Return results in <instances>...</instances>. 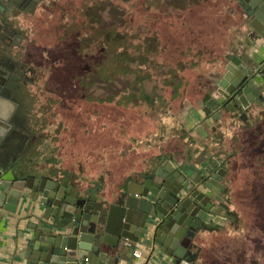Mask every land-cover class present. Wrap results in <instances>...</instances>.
<instances>
[{"label":"crops","instance_id":"crops-1","mask_svg":"<svg viewBox=\"0 0 264 264\" xmlns=\"http://www.w3.org/2000/svg\"><path fill=\"white\" fill-rule=\"evenodd\" d=\"M237 4L244 14L242 6L238 2ZM253 34L254 38L251 36ZM231 56H246L251 65V58L264 63V37L248 26L246 16L240 34L229 42V46L222 49L216 61L209 62V66L205 68L211 72L208 89L204 88L194 99L186 95L176 98L178 101L174 102L169 114L164 117L157 116V120L153 119L159 125L155 137L149 140L146 138L149 132L143 133L145 140L147 139V143H140L143 145H135L137 139H133V136L129 140L123 137V134H129L130 129L136 131L134 117L126 118L122 123V130H118L114 117L108 114L113 119L108 120L107 126L98 132L88 130L89 133L84 138L82 136L85 142L78 145V148L74 147L75 160L68 164L64 157L65 144H61L64 141L54 144L43 139L50 129L45 128L40 132L41 121L34 117L39 106H34L33 111L27 114L15 113L18 116L11 120L10 128L6 130L9 152L16 159V163H24L31 170L27 174L36 178L47 177L59 183L68 181V186L80 187L82 190L91 189L98 196V200L105 202L108 207L117 202L119 194L140 190L145 176L155 172L164 161L177 167L194 164L200 169L215 161L218 169L224 167L227 170L224 177L227 192H222L221 195L227 198L229 209L222 213L227 218L225 223H213L210 226L211 231L205 232L198 239L194 252L199 254V263L264 264V244L259 242L260 233L255 229L261 224L255 222L254 218L262 215L257 201L259 194L264 196L260 192L264 176L249 172L251 151L258 148L251 149L252 143H244L243 140L254 129L252 125L251 128L243 126L246 124L244 119L230 118L232 113H237L233 108L230 112L226 107L205 111L212 98L225 105L229 101L221 93L213 92V84L215 87L217 77L221 76L228 57ZM10 101H13L12 98L8 102H2L3 113H10L16 106L15 101L14 105ZM227 106H231V103ZM217 112L221 113L218 118ZM136 133L141 135L142 131ZM105 135L110 139L100 148L98 140H104L102 137ZM116 139L119 144H116ZM130 145H135L138 149L125 151ZM191 172L194 174L193 170ZM245 191L249 193L247 198L243 195ZM0 212L3 214L0 218V264H25L29 244L38 231L36 225L43 222L44 228H48L51 223L45 219L48 214L45 209L36 205L23 204H19L15 211L2 209ZM234 215L249 219L246 222L236 219L235 222ZM262 229L264 230V226ZM127 246L128 250H121L119 259L116 258L117 250H113L109 253L108 260H99L95 264H165L171 260L157 252L160 247L156 245L154 248L151 241H128ZM136 249L143 251L144 256L136 257L133 254ZM81 264L92 263L85 261Z\"/></svg>","mask_w":264,"mask_h":264},{"label":"rangeland","instance_id":"rangeland-1","mask_svg":"<svg viewBox=\"0 0 264 264\" xmlns=\"http://www.w3.org/2000/svg\"><path fill=\"white\" fill-rule=\"evenodd\" d=\"M181 1L183 0H51L49 11H41L34 16L33 30L29 27L33 38L30 51L31 60L39 66V76L34 88H39L38 95L40 102H43L38 105L34 117L41 121L40 132L45 128L50 129L43 139L54 144L64 141L61 144H65L64 157L68 164L75 160L74 147L78 148V145L85 142L82 136L84 138L91 129L98 132L106 127L112 117L118 130H122V123L126 118L134 117L135 129L142 131V134L137 135L136 131L130 129L129 134H123V137L129 140L133 136V139H137L135 145H143L147 143L143 133L149 132L146 137L149 140L155 137L159 125L154 120L161 116V112L146 100L126 103L121 96L123 91L113 96L123 85L122 81L91 83L82 78L84 54L88 52L92 57H100V37L106 34V31L101 34L103 31L94 24L95 40H89L87 48L80 50L82 45L78 37L88 38L92 34L85 29L91 18L84 16V7L91 8L90 14L95 19L100 16L108 17V26L104 30L116 21L118 29L134 43L143 41L147 36L158 38V49L154 56L156 70L153 71L156 78L151 84L148 82V92L171 99L172 89L165 86L164 80L167 78L162 77L163 73L167 74L171 70L178 74L176 81L182 82L179 96L186 95L194 99L204 88L208 89L211 72L205 68L209 66V62L216 61L222 49L240 34L245 15L238 8L237 0H186L189 3L182 9L179 8ZM150 85H154L155 89ZM125 90L128 94L131 92V89ZM109 95L113 98H109ZM177 101L175 99L174 102ZM260 124L261 128L257 132L243 140L244 143H252L251 149L258 148L256 152L251 151L249 172L264 176V123ZM102 139L104 140H98L100 148L106 145L110 137L105 135ZM151 142L153 143L152 139ZM135 145H130L125 151L136 148ZM260 192L264 193V184ZM243 195L247 198L249 193L245 191ZM257 206L262 215L254 217L255 222L261 224L255 229L260 233L259 242L264 244L263 195L259 194Z\"/></svg>","mask_w":264,"mask_h":264},{"label":"water","instance_id":"water-1","mask_svg":"<svg viewBox=\"0 0 264 264\" xmlns=\"http://www.w3.org/2000/svg\"><path fill=\"white\" fill-rule=\"evenodd\" d=\"M238 1L248 26L264 37V0ZM251 36L254 38V34ZM250 63L253 65L246 56H233L221 74L220 93L234 106L212 98L205 111L226 107L229 112L231 108L239 112L256 107L262 98L259 81L260 76L264 78V63L254 58ZM2 89L0 80V210L15 211L19 204L36 205L45 209V219L51 222L48 228L43 222L36 225L38 231L29 244L25 264H95L108 260L113 250H117L119 259L121 250H128V241H151L154 248L158 245L156 251L171 259L165 264H200L199 254L194 252L198 239L211 231L213 223L227 220L222 215L229 209L227 198L221 195L227 192L226 168L218 169L215 161L204 169L194 164L177 167L164 161L145 176L140 190L119 194L117 202L108 207L91 189L33 177L27 174L31 170L24 163H16L7 147L6 131L16 114L14 108L3 113L1 104L10 98ZM216 115L218 118L221 113ZM2 215L0 212V218Z\"/></svg>","mask_w":264,"mask_h":264},{"label":"trees","instance_id":"trees-1","mask_svg":"<svg viewBox=\"0 0 264 264\" xmlns=\"http://www.w3.org/2000/svg\"><path fill=\"white\" fill-rule=\"evenodd\" d=\"M186 3V0L181 1L179 8L182 9L186 7ZM84 11V16L91 18L90 22H87L85 28L88 31L84 30V32L86 31L90 32L89 34H92L88 38L78 37L79 42L82 45V49L80 50L83 51L87 48L89 40H91V42L95 40L96 37L93 34L95 29L94 24H97L100 30L103 31L101 34H104V31H106V34H104L103 37H100L99 35L101 38L99 43L101 51L98 55L100 57H92L88 52L84 54L83 59L85 63L81 69V72L83 73L82 78H85V81H91V83L95 81H108L113 83L122 81L124 82L123 85L118 88L116 92H114L113 96H117L119 95L118 93L123 91L124 93L121 96H123V99L127 101L126 103H136L139 100H146L148 104L154 106L159 113L161 112V117L169 114L175 99L181 93L179 90L181 89L180 84L182 82L181 80L176 81V77L178 76L177 72L169 70L167 74H162V77L167 78V80H164L166 82L165 86L172 89L171 99L155 92L152 94L150 91L148 92L146 88L148 82L152 83V81L156 78L153 71L156 70L154 56L156 55V51L158 49V38L155 36H147L143 39V41L134 43L127 37L126 34L122 33L118 29L119 25L116 21H114V24H112L107 30H104V28L108 26L106 23V21H109L108 17L106 18L105 16L104 18L100 16V18L95 19L90 14L91 8L88 6L84 7ZM112 11H114V8ZM110 13L112 14L111 11ZM150 86L153 87L154 85ZM126 88L128 90L131 89L129 94L128 92H125ZM153 88L155 89V86ZM108 97L111 98L112 96L109 95Z\"/></svg>","mask_w":264,"mask_h":264},{"label":"flooded vegetation","instance_id":"flooded-vegetation-1","mask_svg":"<svg viewBox=\"0 0 264 264\" xmlns=\"http://www.w3.org/2000/svg\"><path fill=\"white\" fill-rule=\"evenodd\" d=\"M50 1L0 0V80L3 85V94L16 102L14 107L16 114H27L33 111L34 106L37 107L43 103L40 102L41 98L38 95L39 88H34L39 76V66L31 60L30 47L33 45V38L30 36V30H33L34 16L41 11H49ZM237 2L240 4L238 0ZM232 57H228V62ZM259 82L262 84V87L259 85L262 98L257 100L256 107L239 111V113L236 111L235 115V118L240 120L244 118L246 124L243 126L251 128L252 125L254 131L251 135L261 128L260 123H264L262 119L264 117V78L262 76ZM220 83L221 76L217 77L215 87L213 84V92L220 93L223 88ZM229 103L231 106L228 107L234 106L231 100L227 101L226 105ZM243 112L247 115H243ZM234 216L235 222L236 219L242 222L247 221V217Z\"/></svg>","mask_w":264,"mask_h":264},{"label":"built area","instance_id":"built-area-1","mask_svg":"<svg viewBox=\"0 0 264 264\" xmlns=\"http://www.w3.org/2000/svg\"><path fill=\"white\" fill-rule=\"evenodd\" d=\"M133 254H134L136 257H138V258H141V257L144 256L143 251H141V250H139V249L134 250Z\"/></svg>","mask_w":264,"mask_h":264}]
</instances>
